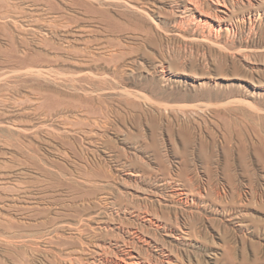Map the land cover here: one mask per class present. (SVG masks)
<instances>
[{
  "label": "rangeland",
  "instance_id": "374dc122",
  "mask_svg": "<svg viewBox=\"0 0 264 264\" xmlns=\"http://www.w3.org/2000/svg\"><path fill=\"white\" fill-rule=\"evenodd\" d=\"M120 247L264 264V0H0V264Z\"/></svg>",
  "mask_w": 264,
  "mask_h": 264
},
{
  "label": "bare ground",
  "instance_id": "6f19581e",
  "mask_svg": "<svg viewBox=\"0 0 264 264\" xmlns=\"http://www.w3.org/2000/svg\"><path fill=\"white\" fill-rule=\"evenodd\" d=\"M128 3V2H127ZM217 3V2H216ZM226 3V2H225ZM77 4V3H76ZM104 4V3H103ZM227 5V4H226ZM80 6V5H79ZM225 6V5H224ZM230 7V6H229ZM123 8H124V6H123ZM219 8V7H218ZM129 10V9H128ZM133 10H135V9H133ZM229 10H231V9H229ZM83 11V10H82ZM125 11V10H124ZM123 11V12H124ZM133 12V11H132ZM135 12V11H134ZM222 12L224 13V14H226V11L225 10H222ZM228 13V12H227ZM237 13V12H236ZM224 14H221L220 16H217L216 17V20L215 21H211V20H205V24L208 26V33H215L216 35H218L219 33H221V31L223 30H233L234 31V29H236L235 28V24L233 23V22H231V21H227L226 19H225V15ZM207 16H208V14H207ZM211 17V16H210ZM250 18V17H249ZM255 18V17H254ZM259 18H260V16H259ZM75 20V19H74ZM237 20V19H236ZM79 21V20H78ZM194 21V20H193ZM75 22V21H74ZM250 23V22H249ZM78 24V23H77ZM103 24V23H102ZM104 25V24H103ZM74 26V25H73ZM201 27V26H200ZM250 28H254V23H250V26H249ZM104 29V28H103ZM205 29V28H204ZM259 30V29H258ZM88 31V30H87ZM86 31V32H87ZM105 32V31H104ZM235 33V32H234ZM89 34V33H88ZM203 34V33H202ZM205 35V34H204ZM209 35V34H208ZM230 35V34H229ZM83 36V35H82ZM212 36V35H211ZM43 37V36H42ZM223 37V36H222ZM220 39V38H219ZM109 40V39H108ZM97 45V44H96ZM107 46V45H106ZM108 47V46H107ZM93 48H95V47H93ZM92 48V49H93ZM102 48V47H101ZM106 48V47H105ZM80 50V49H79ZM78 51V50H77ZM76 51V52H77ZM59 52V51H58ZM87 52H89V51H87ZM246 52V51H245ZM92 54H93V52H92ZM247 54V53H246ZM121 55V54H120ZM123 55V54H122ZM92 56H94V55H92ZM91 56V57H92ZM109 56V55H108ZM119 56V55H118ZM246 56V55H245ZM89 57V56H88ZM121 57V56H120ZM115 58V57H114ZM100 59H101V57H100ZM22 61V60H21ZM105 62V61H104ZM107 62V61H106ZM111 62H113V61H111ZM106 65V64H105ZM108 65V64H107ZM108 66H110V65H108ZM85 72V71H84ZM117 74V73H116ZM109 76V75H108ZM117 76V75H116ZM81 78V77H80ZM90 79V78H89ZM92 79V78H91ZM101 79V78H100ZM109 79V78H108ZM78 80V79H77ZM90 81V80H89ZM99 81V80H98ZM120 81V80H119ZM118 82V81H117ZM121 82V81H120ZM101 83V82H100ZM109 83H112V81L111 82H109ZM107 84V83H106ZM93 85H95V84H93ZM99 85V84H98ZM110 86V85H109ZM77 86H75V88H76ZM81 87V86H80ZM74 88V89H75ZM97 88V87H96ZM110 88V87H109ZM77 89V88H76ZM93 89V88H92ZM11 90V89H10ZM83 90V89H82ZM91 91V90H90ZM89 91V92H90ZM96 91V90H95ZM117 91V90H116ZM80 93V92H79ZM88 95L90 94V93H87ZM99 94V93H98ZM102 94H103V92H102ZM91 95V94H90ZM89 95V96H90ZM101 95V94H100ZM95 96V95H94ZM117 96V95H116ZM79 97V96H78ZM93 97V96H92ZM101 97V96H100ZM86 98V97H85ZM89 98V97H88ZM87 98V99H88ZM79 99V98H78ZM95 99V98H94ZM83 101V100H82ZM87 102H88V100H87ZM87 102H83V106H84V103H87ZM79 103V102H78ZM82 103H80V105H81ZM100 104V103H99ZM77 105V104H76ZM82 106V105H81ZM86 106V105H85ZM85 106H84V108H85ZM89 106V105H88ZM91 106V105H90ZM70 109V108H69ZM82 110V109H81ZM94 113V108H87V110H86V114L89 116V114L91 115V114H93ZM2 114V113H1ZM106 115H108V114H106ZM9 123V122H8ZM96 125V124H95ZM84 126V125H83ZM82 126V127H83ZM35 130V129H34ZM75 134V133H74ZM9 135V134H8ZM11 135V134H10ZM7 141V140H6ZM20 143V142H19ZM18 147V146H17ZM19 148H21V147H19ZM73 153V152H72ZM84 168V167H83ZM107 176V175H106ZM53 183V182H52ZM213 189V188H212ZM192 193H193V191H192ZM179 195H182L181 197H184L185 199H186V194H184V193H180L179 192ZM188 203V202H187ZM50 205V204H49ZM36 206V205H35ZM47 208V207H46ZM121 210V209H120ZM47 212V211H46ZM136 214V213H135ZM139 216V215H138ZM150 220V219H149ZM9 223H11V222H9ZM114 228V227H113ZM129 230V229H128ZM58 233V232H57ZM124 236V235H123ZM64 238V237H63ZM92 238V237H91ZM30 239V238H29ZM94 239V238H93ZM92 240V239H91ZM122 240V239H121ZM141 240V239H140ZM30 241H31V239H30ZM50 241V240H49ZM53 241V240H52ZM59 241V240H58ZM119 241V240H118ZM123 241H124V239H123ZM45 242V241H44ZM127 242V241H126ZM95 244V243H94ZM117 247V246H116ZM103 248V247H102ZM111 248V247H110ZM121 248V247H120ZM33 250V249H32ZM34 250H37V248L35 247V249ZM103 250H104V248H103ZM120 252H121V254H119L120 252H117V256L119 257L117 260L118 261H116V259L115 260H110V259H107V260H105V262H107L108 264H122L121 262L122 261H124L125 260V256L126 257H128L129 259H130V263L128 262V264H151V261H152V259H151V257H148V259L147 260H143L139 255H136V254H134L132 251H130V250H126V249H120L119 250ZM40 252V251H39ZM111 252V251H110ZM107 253V252H106ZM32 254V253H31ZM35 255V254H34ZM161 255L163 256V257H165V259H166V261L167 262H170L171 261V258H170V254H168V253H165V252H162L161 253ZM115 257H116V255H115ZM31 259V258H30Z\"/></svg>",
  "mask_w": 264,
  "mask_h": 264
}]
</instances>
